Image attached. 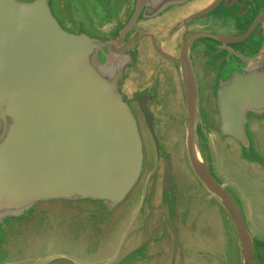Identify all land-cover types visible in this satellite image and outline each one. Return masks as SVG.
<instances>
[{"label":"water","instance_id":"1","mask_svg":"<svg viewBox=\"0 0 264 264\" xmlns=\"http://www.w3.org/2000/svg\"><path fill=\"white\" fill-rule=\"evenodd\" d=\"M52 1L55 9L50 0H0V231L24 217L46 219L50 210L69 202L63 208L68 213L75 208L89 235L94 231L84 219H93L98 210L104 212L109 221L98 230L99 237H105L116 226L115 218L110 219L112 211L126 204L146 160L139 119L121 90L131 64L124 58L131 46L126 38L138 29L142 18L188 0H122L118 19L106 31L77 21L66 14L60 0ZM73 25L102 35L108 31L113 39L106 41L100 33L93 36ZM116 26L118 35L110 33ZM244 60L241 82L230 87L233 91H224V86L219 91L221 118L228 121L225 128L233 129V134L243 133L247 112L264 108V25L252 57ZM181 62L189 114L184 140L190 161L234 221L244 264H254L252 240L242 215L230 193L210 175L202 156L198 94L188 53L184 52ZM166 183H171L169 167ZM128 214L133 219L131 210ZM129 219L119 220L114 237L133 235L126 233L130 226L136 230ZM114 237L103 246L124 245L114 264H127L123 256L130 245ZM50 259L83 263L64 252Z\"/></svg>","mask_w":264,"mask_h":264},{"label":"flooded vegetation","instance_id":"2","mask_svg":"<svg viewBox=\"0 0 264 264\" xmlns=\"http://www.w3.org/2000/svg\"><path fill=\"white\" fill-rule=\"evenodd\" d=\"M215 1L188 0L153 17L142 18L138 29L126 38L131 46L124 58L131 64L121 90L139 119L146 156L139 183L126 204L112 211L110 217L111 220L115 218L113 222L117 224L121 219L130 218L128 210L134 214L133 219H129L136 226L133 235L114 237V241L121 239L130 245V250L123 256L127 264H207L196 254L201 251L194 247V230L189 222V213L212 208L219 210V215L231 227L237 245L236 264H244L236 225L222 201L196 174L185 146L189 114L187 87L182 78L184 52L188 53V65L192 69L198 94L197 131L202 156L210 175L230 193L242 215L252 240L254 264H264V230L254 229L249 201L243 189L237 181L226 176L221 167L226 159L233 163L236 160L240 174L244 177L250 174L262 181L264 108L247 112L242 134H233V129L225 128L228 121L222 120L219 111L220 89L224 86V91H233L230 87L240 83L239 77L245 73L244 58H251L255 51L256 37L264 25V0H222L216 8L205 12ZM50 2L55 9L53 1ZM73 26L81 32L93 33V36L102 35L82 26ZM118 32L117 26L110 30L115 35ZM108 33L102 35L106 41L113 39ZM160 92L165 97L161 103L158 101ZM173 93L176 95L172 96ZM155 107H158L156 110L161 108V112L170 111L172 124L181 135L193 171L196 188L181 202L177 198L173 157L162 146L154 129L152 109ZM168 167L170 184L166 183ZM94 206L92 209L96 210L99 204ZM197 239L200 244L206 241L203 235ZM82 261L77 264L98 262ZM210 264H224V259L220 255L214 256Z\"/></svg>","mask_w":264,"mask_h":264},{"label":"rangeland","instance_id":"3","mask_svg":"<svg viewBox=\"0 0 264 264\" xmlns=\"http://www.w3.org/2000/svg\"><path fill=\"white\" fill-rule=\"evenodd\" d=\"M60 1L66 14L72 15L77 21L101 28L103 31L109 30L118 19L119 6L122 2V0ZM175 95V93L172 94V96ZM164 98V93L160 92L158 101L161 103ZM158 107L152 109L155 117L154 129L162 146L167 148L173 157L177 198L181 202L187 199L196 188L193 183V171L188 162L181 135L172 124L170 111L168 113L161 112V108L156 110ZM261 149L264 151V138L261 141ZM224 161L221 166L222 171L230 179L240 184L249 201V212L254 229L263 231L264 177L262 181L253 178L250 174H246L244 177L238 172L236 160L234 163L227 159ZM65 205L70 204L63 202L56 206L50 210L49 217L46 219L34 221L33 218L24 217L13 221L9 230L0 231V264H63L50 259L57 253L63 252L77 259L90 260L93 263L98 261L96 264H106L102 261L114 264L121 256L125 246L121 245L120 248L113 246L108 249L103 246V242L111 241L122 221H118L109 235L99 237L98 229L103 227V224H107L109 220L104 212L98 210L93 219L87 216L84 219L94 231L93 235H89L88 228L80 222L77 213L73 212L75 208L69 209L71 212L68 213L67 208H63ZM80 212L82 213V211ZM219 213L221 212L214 208L203 212L190 211L189 222L193 225L194 230L192 240L195 250L201 251L196 254L203 258L207 264H210L214 256L217 255L222 256L224 264H236V240L226 219ZM133 230L134 228L130 226L126 233L134 232ZM200 235L206 239L202 242L204 244H200L197 239ZM82 237L86 240L82 241ZM107 251L109 252L105 255Z\"/></svg>","mask_w":264,"mask_h":264}]
</instances>
